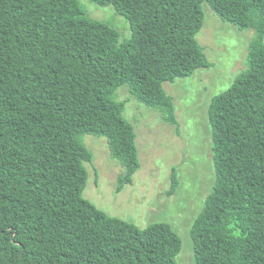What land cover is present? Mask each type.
I'll return each instance as SVG.
<instances>
[{
  "label": "trees",
  "instance_id": "trees-1",
  "mask_svg": "<svg viewBox=\"0 0 264 264\" xmlns=\"http://www.w3.org/2000/svg\"><path fill=\"white\" fill-rule=\"evenodd\" d=\"M91 1L125 16L131 39L81 0H0V264H177L170 223L140 228L84 197V136L108 138L117 191L133 182L137 134L114 96L128 84L180 128L164 83L212 66L196 39L204 3L257 36L209 106L216 181L191 228L195 264H264V0ZM178 184L174 168L170 195Z\"/></svg>",
  "mask_w": 264,
  "mask_h": 264
},
{
  "label": "rangeland",
  "instance_id": "rangeland-1",
  "mask_svg": "<svg viewBox=\"0 0 264 264\" xmlns=\"http://www.w3.org/2000/svg\"><path fill=\"white\" fill-rule=\"evenodd\" d=\"M81 2L91 18L107 22L120 32L121 43L131 39L129 20L114 6ZM203 10L205 21L196 39L212 66L164 83V89L174 98L179 129L165 119L161 110L140 102L128 84L114 96L125 103L124 117L137 134L141 167L133 182L117 191L125 168L113 157L108 138L84 136V144L93 153V161L85 163L89 175L84 197L109 215L140 228L170 223L183 242L177 264H195L191 228L216 181L209 106L247 69L249 48L257 36L254 27L240 29L223 20L208 3L203 4ZM174 168L179 184L170 195Z\"/></svg>",
  "mask_w": 264,
  "mask_h": 264
}]
</instances>
